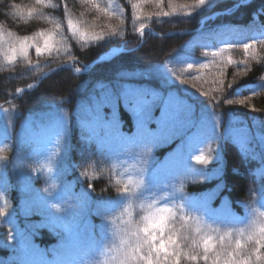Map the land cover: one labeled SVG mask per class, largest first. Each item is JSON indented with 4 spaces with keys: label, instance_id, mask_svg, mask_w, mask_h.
Instances as JSON below:
<instances>
[{
    "label": "trees",
    "instance_id": "16d2710c",
    "mask_svg": "<svg viewBox=\"0 0 264 264\" xmlns=\"http://www.w3.org/2000/svg\"><path fill=\"white\" fill-rule=\"evenodd\" d=\"M241 1L0 0V37L33 45L24 57L0 55V264H105L128 211L138 221L148 205L214 237L264 213V0ZM69 18L88 35H73ZM42 32L53 48L38 55ZM114 46L123 50L80 74L62 66L29 88ZM206 107L219 127L195 126ZM230 116L237 133L224 130ZM51 135L59 158L45 153Z\"/></svg>",
    "mask_w": 264,
    "mask_h": 264
},
{
    "label": "snow or ice",
    "instance_id": "6c2138e0",
    "mask_svg": "<svg viewBox=\"0 0 264 264\" xmlns=\"http://www.w3.org/2000/svg\"><path fill=\"white\" fill-rule=\"evenodd\" d=\"M37 3H40V0H37ZM205 3L206 0H195L194 6ZM12 7L19 9V6L15 4ZM27 11L31 15L36 12V9L29 8ZM164 15H168V13H164ZM67 26L73 35L79 33L81 38L88 35L87 32H79L71 18L68 19ZM59 27L60 25L57 24L56 28ZM41 34L46 36L43 47L50 50V40L53 34L43 32ZM93 38L99 39L100 37L93 35ZM32 46L29 43V38L23 37L19 49H11L13 55L9 56V59H13L17 51L27 56L28 49ZM34 46L36 53L41 54V45L37 42ZM250 47V45H244L246 53ZM228 63H232L231 59L228 60ZM201 67L206 66L201 65ZM188 68H192V65L189 64ZM220 71L223 75V70ZM219 83L223 85L222 80ZM231 87L232 85L229 84L228 88ZM128 93L129 90L125 89L121 95L128 99ZM227 103L231 104L233 101L229 100ZM237 103L244 104L245 101L240 100ZM149 112L150 109H146L139 113L138 119L143 116L146 121ZM162 112L166 116V106L163 107ZM95 116L97 119H101L99 110L95 112ZM103 119L109 118L103 117ZM146 143L155 144L156 141H146ZM196 159L200 163H207V158L197 156ZM122 191H129L127 184ZM137 198L139 199V197ZM128 207L131 208V205ZM107 211L106 208L99 210L101 214ZM177 215L176 211L166 205L156 208L153 205H148L146 213L138 221H133L132 213L128 211L129 219L123 222L125 226H118L116 229L120 240L118 245H113L115 254L106 260L105 264H182V262L198 264L200 260H203L204 264H264V254L261 253V249H264V213H260L255 219L249 220L244 228L229 229L217 237L203 233L199 221H197V227L194 230L190 229L187 226V220L183 217H180V227L177 228L175 226ZM55 219L63 221L65 217L59 216ZM193 231L196 235L192 234ZM245 233L246 238H244ZM233 236H235L234 240ZM13 238L15 239V237ZM201 247L202 252L200 251ZM253 254L255 255L254 259Z\"/></svg>",
    "mask_w": 264,
    "mask_h": 264
},
{
    "label": "rangeland",
    "instance_id": "374dc122",
    "mask_svg": "<svg viewBox=\"0 0 264 264\" xmlns=\"http://www.w3.org/2000/svg\"><path fill=\"white\" fill-rule=\"evenodd\" d=\"M216 14L217 13H214L212 17H214ZM145 29H148V28H142L141 30H139V34L138 35L140 36V38H143ZM43 44H44V42L41 44V52H50L52 50L53 45H52L51 42H50V45H51L50 50L45 49L43 47ZM19 46H20V43L16 47H9V46H7L6 40L4 38L0 37V55L2 53V55H4L8 59H9V56L13 55V53L11 52V49L16 48L18 50ZM17 56L24 57L23 54L19 53V51L16 52V54H15L13 59H16ZM13 59H11V60H13ZM70 60H71V63H72L74 58L70 59ZM71 67H72V65H71ZM73 67L71 68V70L73 72H75V73H79L80 74V73L85 71L84 70L85 69L84 68V63H82L80 61L78 62L76 60V62L74 63ZM163 69H165V68H163ZM126 89H128L130 92L135 90V88H132V87L131 88L127 87ZM18 93H21L19 89L15 90L12 94H18ZM166 96H167L166 101L168 100V97H170L172 99V101L167 103L166 106L171 108V109L176 108L178 105L176 104V96H175V94L171 93V92H168ZM181 102H184V101L181 99ZM5 113L6 112L4 110L0 109V116H2ZM186 119L187 118H185V120ZM32 120H33V118H29L28 121H32ZM238 120H239L238 117H233V116H230L229 118H227L225 121H223L224 130L225 131L229 130L230 132L237 133V128H241V127H237L233 123L237 122ZM28 121H27V123H28ZM199 122L201 123V125L200 124H196L195 126H201L202 127L204 124H209V125H215V127H217V126L219 127L221 125V123H222V119H221V117L219 115H217L216 113L212 112L211 109L206 107L202 117L199 119ZM185 123L188 124L189 123V119L186 120ZM52 136L53 135H51V138L47 142V145L49 147V151H47L45 153H49V154L53 153L54 157L59 158L60 151L58 149H56V141L53 140L54 136L53 137ZM188 138L191 139L190 136Z\"/></svg>",
    "mask_w": 264,
    "mask_h": 264
},
{
    "label": "water",
    "instance_id": "95a60500",
    "mask_svg": "<svg viewBox=\"0 0 264 264\" xmlns=\"http://www.w3.org/2000/svg\"><path fill=\"white\" fill-rule=\"evenodd\" d=\"M52 71H53V70H52ZM48 73H49V72L44 73L42 77H45Z\"/></svg>",
    "mask_w": 264,
    "mask_h": 264
},
{
    "label": "bare ground",
    "instance_id": "6f19581e",
    "mask_svg": "<svg viewBox=\"0 0 264 264\" xmlns=\"http://www.w3.org/2000/svg\"><path fill=\"white\" fill-rule=\"evenodd\" d=\"M147 31L149 30V29H146ZM108 55H111V54H108Z\"/></svg>",
    "mask_w": 264,
    "mask_h": 264
}]
</instances>
